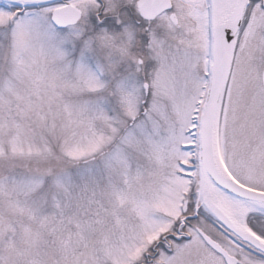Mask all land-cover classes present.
Listing matches in <instances>:
<instances>
[{
  "label": "snow or ice",
  "instance_id": "1",
  "mask_svg": "<svg viewBox=\"0 0 264 264\" xmlns=\"http://www.w3.org/2000/svg\"><path fill=\"white\" fill-rule=\"evenodd\" d=\"M0 264H264V0H0Z\"/></svg>",
  "mask_w": 264,
  "mask_h": 264
}]
</instances>
